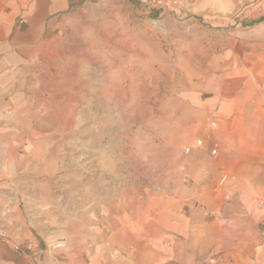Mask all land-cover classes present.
<instances>
[{
	"label": "rangeland",
	"instance_id": "1",
	"mask_svg": "<svg viewBox=\"0 0 264 264\" xmlns=\"http://www.w3.org/2000/svg\"><path fill=\"white\" fill-rule=\"evenodd\" d=\"M33 2L0 0V45ZM250 3L68 0L40 52L0 54V264H241L247 226L195 196L212 184V100L243 87L233 33ZM170 209L186 240L161 227Z\"/></svg>",
	"mask_w": 264,
	"mask_h": 264
},
{
	"label": "crops",
	"instance_id": "2",
	"mask_svg": "<svg viewBox=\"0 0 264 264\" xmlns=\"http://www.w3.org/2000/svg\"><path fill=\"white\" fill-rule=\"evenodd\" d=\"M250 1L247 18L240 19L233 33L243 39V60H248V63L237 69L234 67L230 74L234 80L233 86H236L237 73L243 72L239 78L242 79L243 87L241 91V87L236 91L228 90L225 101L221 96L212 100V103L222 104L220 111L218 109L222 115L217 114L214 119L215 127H218L214 132L216 140L209 149L210 153L216 150L215 155L210 154L214 158L209 167L212 184L210 189H204L195 197L211 204L214 210L220 209L221 203L218 200L225 199L227 215L233 218L232 224L247 226L249 233L248 241L242 242L243 251L235 252V261L241 264H264V0ZM38 5V0H34L23 29L16 27V16L13 13L5 18L2 28L4 41L0 45V54L15 48L20 54H31L37 48L38 52L42 50L44 30L49 29L53 23L47 15H54L57 10L67 7L68 0H64L60 6L52 2L45 14ZM212 112L210 113L213 114ZM196 142L191 148L195 151L202 148V142L200 146ZM203 152H195L196 161L193 165L198 182L204 178L201 169L207 167ZM220 185L222 189L218 191ZM187 200L189 199L186 197L180 198L178 206L174 208L180 212L181 203ZM175 209L165 212L163 217L160 216L159 222L163 229H174L181 240H186L184 236L188 224L183 221L184 218L179 216L175 223L166 221L170 217L174 218L172 216H175ZM143 223L144 221L136 226L140 227L142 233L148 231V226ZM130 228L132 231L139 230L132 224L129 225ZM126 230L128 228L124 231ZM140 235L144 237V234Z\"/></svg>",
	"mask_w": 264,
	"mask_h": 264
},
{
	"label": "built area",
	"instance_id": "3",
	"mask_svg": "<svg viewBox=\"0 0 264 264\" xmlns=\"http://www.w3.org/2000/svg\"><path fill=\"white\" fill-rule=\"evenodd\" d=\"M211 127H212V128L215 127V122H214V121L211 122ZM197 145L200 146V145H201V142H198ZM184 153H185V154L189 153V149H188V148L185 149ZM211 154H212V155H215V154H216V150H213V151L211 152Z\"/></svg>",
	"mask_w": 264,
	"mask_h": 264
}]
</instances>
